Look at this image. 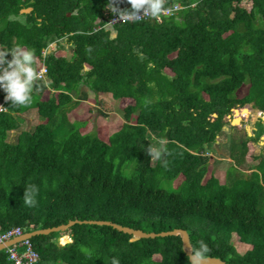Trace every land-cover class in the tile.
Masks as SVG:
<instances>
[{"label":"trees","instance_id":"trees-1","mask_svg":"<svg viewBox=\"0 0 264 264\" xmlns=\"http://www.w3.org/2000/svg\"><path fill=\"white\" fill-rule=\"evenodd\" d=\"M106 3L0 0V49L34 50L48 81L37 82L29 106L5 101L0 111V232L76 219L157 233L182 228L193 248L208 245L207 256L264 264V146L252 154L253 171L240 169L264 134L261 119L253 135L243 128L248 105L264 111V0H167L159 22L115 21ZM89 92L128 101L125 123L106 138L70 119ZM30 110L41 121L10 141ZM226 127L234 163L223 183L209 167ZM155 140L161 155L153 163L147 149ZM26 189L37 190L33 206L24 203ZM67 234L73 241L60 246ZM237 240L250 248L240 252ZM31 242L35 264H189L181 234L132 240L109 225L76 223ZM9 255L0 250V264H14Z\"/></svg>","mask_w":264,"mask_h":264},{"label":"rangeland","instance_id":"rangeland-1","mask_svg":"<svg viewBox=\"0 0 264 264\" xmlns=\"http://www.w3.org/2000/svg\"><path fill=\"white\" fill-rule=\"evenodd\" d=\"M29 12L30 10H26ZM52 49L56 47V44H52L50 46ZM61 54L69 55L71 54L69 50L65 49V51H60ZM170 72V71H168ZM248 91V85L246 84L243 88L241 96H244ZM4 91L0 89V94L2 95ZM5 97L0 100V106L4 107ZM128 103V101H120L114 99L111 95H99L94 92H89V99L81 101V103L74 108L70 113L71 121H86L87 124L84 128V132H94L97 131L101 136L106 138L109 134H113L122 128L125 120L123 118L122 108ZM130 103V101H129ZM249 113L247 116L251 121L247 122L244 129L250 133V135L254 134V130L256 129V121L261 119L264 123V111H258L248 105ZM4 108H0L2 111ZM243 115V113H242ZM21 127L18 130H13L10 132L9 140L16 141L21 130H33L36 125L41 121V117L38 116V113L35 110H30L28 112H24L20 116ZM230 127H226L219 135L217 142L214 144L213 151L210 153L211 161L209 170L219 178L221 182H226L227 180V170L230 164L234 163L229 158V144L231 141L230 138ZM260 142L257 143V147L255 151L252 153V150L247 154V166L253 167V169H247V166H240V169H244L246 171H253L254 167L259 163L258 159H254L252 154L260 153V150L264 146V134L262 135ZM236 140V139H235ZM239 140V139H237ZM154 149L158 150V142H154ZM257 154V155H258ZM156 159H152L153 163L156 162ZM184 180V177L181 176L174 181V186L177 187ZM168 185V184H167ZM63 237V236H62ZM64 237H68L66 241H62L61 237L58 242L62 245L72 242V237L70 235H64ZM71 240V241H69ZM14 244V243H13ZM12 244V245H13ZM237 246L240 252H245L250 248L249 245L238 242Z\"/></svg>","mask_w":264,"mask_h":264},{"label":"clouds","instance_id":"clouds-1","mask_svg":"<svg viewBox=\"0 0 264 264\" xmlns=\"http://www.w3.org/2000/svg\"><path fill=\"white\" fill-rule=\"evenodd\" d=\"M131 6L128 10H121L115 0H107L105 7L113 14H118L120 20H138L141 17H151L157 22L164 16L169 15L170 9L166 7L167 0H127ZM9 55L11 58L9 59ZM43 81L47 86L45 70L37 69L34 50L26 49L17 44L11 50L0 49V89L5 93V100L10 102L12 107H27L32 102L34 90H38ZM0 108H5L0 106ZM151 160L159 158L161 152L154 149L151 144L147 149ZM37 190L26 189L24 193V203L33 206L35 201L33 196ZM26 234V233H25ZM210 249L201 240L198 248L190 249L189 264H203ZM13 258L14 257H10ZM112 264H119L113 258Z\"/></svg>","mask_w":264,"mask_h":264},{"label":"water","instance_id":"water-1","mask_svg":"<svg viewBox=\"0 0 264 264\" xmlns=\"http://www.w3.org/2000/svg\"><path fill=\"white\" fill-rule=\"evenodd\" d=\"M28 10H31V9H28ZM76 223L109 225V226H112V227L118 229L119 231H122V232H125V233L132 235V240H137L139 238H149V237L155 238L158 236H169V235L181 234L183 236V240H184V250L188 256L190 255V249L193 248L190 235H189L188 231L185 229L176 228V229L171 230V231H162L159 233H157V232H146L142 229H135V228H132L129 226H124V225L115 223V222L110 221V220H79V219L77 220L76 219V220L70 221L67 224H61L59 226H54L51 228L38 229V230H35L32 232L26 233L25 236L28 238H32L34 236L41 235V234H51L53 232L66 230L67 228H69L70 226H72ZM19 239L20 238L13 239L12 241H7L5 243H1L0 244V250L5 249L7 246L17 242ZM69 241H71V240H69ZM59 245L61 246L62 244L59 243ZM203 264H228V263L221 258L207 256L206 259L204 260Z\"/></svg>","mask_w":264,"mask_h":264},{"label":"built area","instance_id":"built-area-1","mask_svg":"<svg viewBox=\"0 0 264 264\" xmlns=\"http://www.w3.org/2000/svg\"><path fill=\"white\" fill-rule=\"evenodd\" d=\"M143 18V17H141ZM140 18V19H141ZM115 21H122L118 17ZM45 70V68H43ZM13 245L10 244L6 248L9 252V257L14 262V264H35L39 261V254L33 248L31 238L25 236V233L20 227L13 228L7 232H0V244L7 241H12L13 239H18Z\"/></svg>","mask_w":264,"mask_h":264},{"label":"crops","instance_id":"crops-1","mask_svg":"<svg viewBox=\"0 0 264 264\" xmlns=\"http://www.w3.org/2000/svg\"><path fill=\"white\" fill-rule=\"evenodd\" d=\"M248 134H250V133L248 132Z\"/></svg>","mask_w":264,"mask_h":264}]
</instances>
